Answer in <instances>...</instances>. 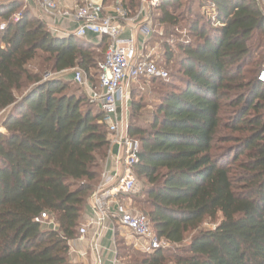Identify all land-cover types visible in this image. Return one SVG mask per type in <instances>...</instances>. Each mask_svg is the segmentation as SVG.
I'll return each mask as SVG.
<instances>
[{
	"label": "trees",
	"instance_id": "16d2710c",
	"mask_svg": "<svg viewBox=\"0 0 264 264\" xmlns=\"http://www.w3.org/2000/svg\"><path fill=\"white\" fill-rule=\"evenodd\" d=\"M159 1L160 21L175 24L168 8L180 0ZM20 2L0 5V111L8 110L0 130V264H75L71 241L101 179L109 129L88 93L71 89L73 79L29 64L41 52L52 72L78 67L93 80L107 41L57 35L29 9L14 20ZM199 2L212 14L192 25L201 42L181 45L174 81L150 79L163 89L145 125L136 121L142 103L132 101L128 130L140 141L134 170L142 186L130 197L159 237L178 246L144 251L136 264H264V0ZM44 212L57 227L37 221ZM219 215L215 228L183 244Z\"/></svg>",
	"mask_w": 264,
	"mask_h": 264
},
{
	"label": "built area",
	"instance_id": "2783aa9c",
	"mask_svg": "<svg viewBox=\"0 0 264 264\" xmlns=\"http://www.w3.org/2000/svg\"><path fill=\"white\" fill-rule=\"evenodd\" d=\"M34 1L40 10V17L55 34H73L87 39L93 34L107 41L105 57L98 64V87L89 83L81 68L72 69L73 81L84 86L90 101L103 111L111 146L118 145L121 151L115 158L114 166L102 171L99 185L92 194L96 222L101 225L111 221L116 233L124 229L125 232H122L125 235L142 240L139 246L145 252L164 248L168 242L155 232L149 217L132 205L130 196L140 188V180L134 170V164L139 160L140 141L129 134L125 118L129 109H126L127 89L131 83L141 78L169 76L168 69L152 57V49L147 55L144 53L152 34L149 14H145L146 7L153 9L159 0H141L143 5L135 13L126 0H112L111 4L108 0H81L72 7L62 6L59 0ZM60 19L74 23V29L60 27ZM137 29L141 34L139 45L135 38ZM259 79L264 82V65ZM37 221L57 227L47 212L42 213ZM92 223L82 225L80 234H86ZM74 251L71 244L70 253Z\"/></svg>",
	"mask_w": 264,
	"mask_h": 264
},
{
	"label": "rangeland",
	"instance_id": "374dc122",
	"mask_svg": "<svg viewBox=\"0 0 264 264\" xmlns=\"http://www.w3.org/2000/svg\"><path fill=\"white\" fill-rule=\"evenodd\" d=\"M12 0H0V5L10 2ZM20 5L17 8V10L12 14V18L16 20V17L19 13L24 11V9L31 10L32 14L41 18L39 14V9L37 8V5H34L32 0H20ZM112 0H108V4H111ZM128 5L130 6L128 0H126ZM134 5L136 8H132L134 13L137 9L141 8L143 5V2L141 0H134ZM161 1H159V6ZM156 6V7H157ZM131 7V6H130ZM156 7L153 9H150L149 7H146L145 14H149L150 21H151V28H152V34L149 38V47L146 48L145 54L147 55L151 49L154 54H152L153 58H156L160 63L165 65V67L168 69V72L170 74L171 81H174L176 75L180 72V66L179 61L181 59V56L183 55V52L181 50V45L186 43H193L198 44L201 42V40L198 38V36L195 34V31L192 29V25L194 22H200L202 17L204 20H208L212 14L209 10L206 8L200 7L199 0H180L179 4L171 3L169 5V11L173 16H175V24H168L163 23L160 21V14L162 13L161 10H157ZM152 12V15H151ZM0 23H4V18H0ZM1 25V24H0ZM135 38L136 43L140 44L141 34L140 31L137 29L135 32ZM250 46L255 45L253 42H249ZM170 51L172 53V59H167L168 52ZM259 51H262V58H261V65H264V47H261ZM106 52V49H105ZM47 57L46 54L39 53L38 57L30 62L29 69L32 71H40V73H46L50 72L52 75H66L69 79H73L72 70L66 71V72H52L51 68H47L50 63L45 62V58ZM46 63V64H44ZM95 73V72H93ZM92 73V74H93ZM87 76V75H86ZM89 79V83L94 85V87H98L97 77L95 76L93 80L90 79V77L87 76ZM177 82V81H176ZM73 83V82H72ZM179 83V82H177ZM71 89L76 91L77 93H87L84 86H81L77 83H73L71 86ZM163 88L160 85L159 81H152L150 79H142L138 80L135 83H131L130 86L127 89L128 93V100L126 104V109L129 108L125 113L126 122L128 124L132 121L131 120V114H132V101L136 100L142 103L143 109L140 112L141 117L137 118V123H140L142 125H145V120L147 117H149L151 111L154 109V105L157 103V92L161 91ZM25 92V90L19 91V95H22ZM97 108V106L95 107ZM229 109V108H228ZM8 110L0 111V130L3 132L5 131L4 128H2V121L3 118L6 115V112ZM228 111V110H227ZM230 111V110H229ZM227 115L224 116V122L227 121ZM222 135L231 133V131L227 128H223L221 130ZM230 144H222V146H229ZM111 148V147H110ZM110 150V149H109ZM142 184L140 182V188ZM139 188V189H140ZM132 204L135 205L139 210L145 212L143 209V206H140L138 204H135L132 202ZM221 220V216L219 215L216 219L212 218H206L204 222L200 225L198 229L190 231L185 238V241L183 244H188L192 237L195 236L200 230L205 229H212L215 228L216 224ZM44 226L50 227L47 223H44ZM122 231L125 232L124 229ZM121 229L117 231V238H116V252L119 254V260L123 264H136L137 262H140L143 258V255L145 252L141 249L139 246L140 239L136 237H132L130 235H125ZM124 234V235H123ZM178 246L173 245L171 243H168L166 246H164V249H170L172 252L175 253L176 248ZM165 264H174L173 260L167 261Z\"/></svg>",
	"mask_w": 264,
	"mask_h": 264
},
{
	"label": "crops",
	"instance_id": "0c3cea01",
	"mask_svg": "<svg viewBox=\"0 0 264 264\" xmlns=\"http://www.w3.org/2000/svg\"><path fill=\"white\" fill-rule=\"evenodd\" d=\"M32 1L34 5H37L34 0ZM59 2L64 7H72L77 2H81V0H59ZM58 25L70 29H74L75 26L74 23H66L61 19L58 20ZM88 39L96 43L101 40L98 36L93 34H90ZM120 152L118 145L111 146L109 155L103 164V170L105 168L111 169L114 166L115 158ZM98 185L99 183L97 186ZM92 221L94 223L89 227L86 234H80L76 239L72 240L71 244L75 250L73 253H70L72 262L75 264H123L117 258L115 227H113L111 221H106L101 225L96 222V214L93 210L92 199L90 198L84 210L82 225ZM139 244H142V240H140Z\"/></svg>",
	"mask_w": 264,
	"mask_h": 264
}]
</instances>
